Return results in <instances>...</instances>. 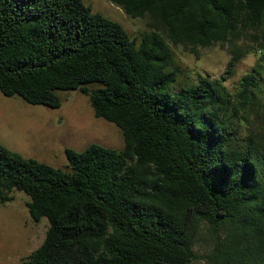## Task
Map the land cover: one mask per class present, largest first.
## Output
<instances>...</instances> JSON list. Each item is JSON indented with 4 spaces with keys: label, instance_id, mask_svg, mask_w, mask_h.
Instances as JSON below:
<instances>
[{
    "label": "trees",
    "instance_id": "obj_1",
    "mask_svg": "<svg viewBox=\"0 0 264 264\" xmlns=\"http://www.w3.org/2000/svg\"><path fill=\"white\" fill-rule=\"evenodd\" d=\"M109 1L148 30L133 39L83 0H0V92L58 108L56 91L78 90L124 142L66 149L68 170L0 144V205L23 192L49 224L19 264H264V142L241 134L264 110V0ZM170 44L230 59L219 78L175 88ZM250 54L259 63L231 92Z\"/></svg>",
    "mask_w": 264,
    "mask_h": 264
},
{
    "label": "rangeland",
    "instance_id": "obj_2",
    "mask_svg": "<svg viewBox=\"0 0 264 264\" xmlns=\"http://www.w3.org/2000/svg\"><path fill=\"white\" fill-rule=\"evenodd\" d=\"M93 12H98L121 24L131 38H138L147 31V19H132L109 0H83ZM174 56V68L180 70L175 88L192 86L199 74L212 79L224 74L230 59L227 47L219 45L199 51L198 55L185 53L179 46L170 44ZM258 56L247 55L235 67V73L224 84L231 92L246 73L258 65ZM60 99L58 108L32 105L19 96H4L0 92V144L25 159H34L54 168L68 170L66 149L84 151L97 144L111 150L124 147L121 130L113 123L94 115L89 97L78 90L56 91ZM255 102H264V73L254 90ZM258 107L245 115L241 134L260 135L264 142V110ZM255 110V111H254ZM13 200L0 205V264H19L43 242L48 222L42 219L34 223L27 211L29 197L13 190ZM196 253L204 254L208 247L198 242ZM192 264H205L204 260Z\"/></svg>",
    "mask_w": 264,
    "mask_h": 264
}]
</instances>
